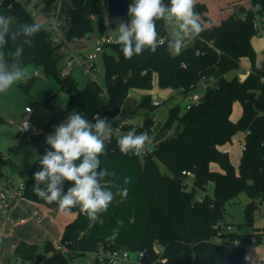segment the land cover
I'll return each instance as SVG.
<instances>
[{"label":"trees","instance_id":"16d2710c","mask_svg":"<svg viewBox=\"0 0 264 264\" xmlns=\"http://www.w3.org/2000/svg\"><path fill=\"white\" fill-rule=\"evenodd\" d=\"M45 1L51 4L55 0ZM70 3L65 40L58 45L51 25L41 23L43 28L34 37L35 47L26 49L24 57L25 67L42 66L48 76L55 78L60 90L68 94V110L81 113L92 123L96 115L107 117L111 124L121 115L131 90L150 91L154 78L160 89H172L185 96L203 78H213L216 83L202 93L200 102L191 109L180 104L171 108L169 121L155 132L153 149L137 158L122 154L117 140L132 129L137 134L153 133L154 113L159 105L154 104L151 95L144 94L133 113L142 114L141 123L126 122L118 130L111 128L106 140L107 155L100 157V167L115 173L105 178V187H127V198L116 197L119 202L114 201L103 214V224L91 229L78 207L65 211L75 214V218L65 226L58 241L60 250L48 242L40 249L37 244L21 241L13 259L17 264H71L77 258L94 254V264H102L101 251L127 250L132 254L145 252L155 264H248L246 249L264 244V228L241 233L219 227L227 226L226 205L240 194L246 193L251 198L245 210L246 225H253L254 213L264 203V64L257 65V52L252 44L258 36L255 21L264 22V0H251L250 8L232 2L234 11L218 24L207 16L206 4L195 1L204 31L194 42L189 41L180 55L169 53L166 41L170 38L162 21L157 22V29L165 43L155 54L145 50L126 59L119 44L106 45L104 49H109L110 54L104 58L105 89L94 79L80 88L70 75L57 69L54 55L64 43L94 33L91 16L125 15L131 0H70ZM0 15L12 16L21 23L35 22L28 3L17 0H0ZM244 58L251 64L246 79L241 81L239 75L228 79L229 73L241 70ZM237 101L242 105V115L234 121L231 117ZM238 133H244V148L237 172L222 147ZM39 159L31 166L22 198L45 206L56 215L61 212L57 204H48L32 190L33 174L41 170ZM5 164L6 159L0 153V165ZM160 165L167 173L161 172ZM125 177L131 178L130 184L124 185ZM73 183L65 181L64 191ZM210 186L212 195L208 193ZM114 229H118L117 238L107 239ZM38 255L42 256L40 261ZM161 259L166 262L161 263Z\"/></svg>","mask_w":264,"mask_h":264},{"label":"clouds","instance_id":"9594fccd","mask_svg":"<svg viewBox=\"0 0 264 264\" xmlns=\"http://www.w3.org/2000/svg\"><path fill=\"white\" fill-rule=\"evenodd\" d=\"M127 15L130 22L120 21L115 30L118 32L115 42L126 59L145 50L155 54L165 43L157 29L159 21L172 30L166 44L173 55H180L186 41L194 42L204 31L200 14L195 11V0H170L169 4L164 0H131ZM42 28L40 23H21L12 16L0 15V93L30 78L24 63L25 51L35 47L34 37ZM93 119L95 123L73 110L46 136L50 148L38 161L41 170L33 174L32 186L36 196L48 204L56 203L61 212L78 207L87 218L89 229L103 224V214L114 201L119 202L116 197L124 199L128 195L127 187L112 185L115 191L105 187V178L115 176L114 172L100 167V157L107 155L106 140L111 124L107 117L96 115ZM24 127L28 125L25 123ZM151 144L146 132L137 134L135 129L117 140L122 154L137 158H142ZM65 181L74 182L66 192ZM123 183L130 184L131 178L125 177ZM117 236L118 229H114L107 239L114 241Z\"/></svg>","mask_w":264,"mask_h":264},{"label":"rangeland","instance_id":"374dc122","mask_svg":"<svg viewBox=\"0 0 264 264\" xmlns=\"http://www.w3.org/2000/svg\"><path fill=\"white\" fill-rule=\"evenodd\" d=\"M195 1L206 4L208 9L207 16L212 20L213 23L218 24L219 22H221V20L227 18L230 15V10H225L223 8L227 6V4H229V2H231L232 0ZM241 1L245 6L251 7V0ZM169 3L170 0L165 1V4ZM70 7V0H55L51 4L47 3L45 0H35L34 2L29 3L31 13H35V15H32V17L36 23L56 25L54 29V35L56 38V43L58 45L65 40L67 31L69 29L70 19L68 13ZM103 21V15H97L94 21L95 31L93 34L71 43H64L55 52L54 56L57 69L59 71L61 70L63 75H70L77 82L80 88L84 87L88 81L93 79L103 89H105L106 87V79L104 77V58L105 54H110V50L105 48L102 52L96 54V58L94 60L88 59L90 53H95L97 47V36H102L103 34L107 33L104 28H100V25ZM115 27H118V24L117 26L115 25ZM115 30L113 31L112 35L114 37H117L118 32H116ZM167 30L168 37L171 38L172 30L168 26ZM188 44L189 41H186L185 47ZM263 56V52L260 51L257 53V61H259L258 64H261V61H264ZM71 57H74L78 60L82 59L83 62L91 61V63H94L95 72L87 71L82 66L70 67L69 65ZM247 63V61H242L241 68L243 65V67L246 69V66H249V64ZM26 69L30 76V78L27 79L26 83H18L10 88L7 92L0 93V131L3 129L10 130L13 134V138L18 136L20 137V135L22 134L19 126L22 125L26 116L25 107L31 106L34 110H36V100L39 102L41 100H44L40 105L44 107L45 113L53 112V110H58L59 108H61L64 113V117H60L58 113L56 114V116L59 119H64V121L65 115L66 117H68V115L72 112L66 108V104L68 102V94L65 91L60 90L59 85L54 77L48 76L42 66H35L34 64H30L26 66ZM36 72L38 73L37 76H35ZM239 73L241 72L238 71L229 73L227 75V78L232 79ZM28 81H31L32 83L28 84ZM53 94L55 95V97H53ZM143 94L151 95L152 100L154 102H157L159 105L154 113L155 127L153 133L150 134L152 144L149 149L151 150L154 147L155 132L157 131V128L167 124V122L169 121L171 108L179 104L182 107H185L188 103L191 102V97H189V99L187 100L184 99V94L180 93L179 91H175L172 89H160L157 83V79L154 78L153 89H151L150 91H140L136 89L131 90L129 98L125 101L124 110L127 112L136 110L138 105L136 101L139 102ZM241 114L242 105L239 101H237L233 105V113L231 118L239 119ZM136 118L137 121L142 120V114H136ZM175 126H177V123H174L172 127L175 128ZM243 136L244 135L242 133L234 135L232 141L222 147L223 150L225 149L224 151H228L230 160L237 172L239 171L240 158L243 149ZM4 144H6V146ZM7 147H10V145L0 134V148ZM214 168L219 169L217 166H214ZM160 170L162 173H167V170L162 165H160ZM189 184L191 185V181L189 182ZM208 193L210 195L213 194L211 186L208 189ZM198 195H200V193ZM250 201L251 198L249 197V195L246 193H242L235 201L230 202L226 205L225 224L227 225V227H230L233 232L250 233L254 228H264V203H260L258 205L254 213L253 225H246L245 210L247 204ZM50 241L52 242V244H55L54 242L56 240L50 239ZM42 247L43 244L40 246V249H42ZM255 251L256 250H253V252ZM249 254L250 253H248V255ZM95 258L96 256L94 254H90L87 257L77 258L76 260L71 262V264H94ZM136 258L137 254L133 253L129 262H123L121 264H136ZM254 259V256L252 258L249 256V260L247 259V261H249L250 264H260ZM143 264L147 263L144 262Z\"/></svg>","mask_w":264,"mask_h":264},{"label":"crops","instance_id":"0c3cea01","mask_svg":"<svg viewBox=\"0 0 264 264\" xmlns=\"http://www.w3.org/2000/svg\"><path fill=\"white\" fill-rule=\"evenodd\" d=\"M235 1L246 8H250L242 4L241 0H232L223 9L227 10L226 7L231 6V3ZM258 37L253 38L252 44L257 53L260 51L264 53V37L261 36L259 37L260 39ZM242 61H247V64H249V66H246V69L242 65L243 69L241 68V73L238 74L240 79L244 81L250 73L251 64L247 58L242 59ZM258 62V66L264 64V61H261V64H258ZM184 99L188 100L189 96L184 95ZM43 101L39 102L36 100V110L31 106L25 107V113H27V108L32 109L29 132H22L20 137L13 138L10 130L3 129L0 131L4 140L10 145L7 148H0V153L6 159V164L0 165V186L16 188L21 184H26L31 166L50 148L46 143V136L51 134L54 128L64 121V119H59L56 116L58 113L60 117H64L61 108L45 113L44 107L40 105ZM136 103L139 104L138 101ZM134 112L135 110L130 112L125 111L123 106L121 115L111 122V128L118 130L126 122L141 123V120L137 121L136 115L133 114ZM66 118L65 115V120ZM232 120L237 121L238 119ZM242 134L244 135V133ZM4 145L6 146V144ZM33 212H38L39 216L32 218L31 214ZM74 218L75 214L60 212L54 215L45 206L25 198H19L8 210L0 213V264H17L15 259H13V254L18 243L21 241L39 246L47 242L52 243L50 239H55L54 243H57L63 234L65 226L73 221ZM253 250L256 251L253 252ZM248 253L250 254L248 255ZM249 256L251 258L254 256V260L260 264H264V244L248 247L246 249V258L248 260Z\"/></svg>","mask_w":264,"mask_h":264},{"label":"built area","instance_id":"2783aa9c","mask_svg":"<svg viewBox=\"0 0 264 264\" xmlns=\"http://www.w3.org/2000/svg\"><path fill=\"white\" fill-rule=\"evenodd\" d=\"M23 4L28 3V10L31 11V9L29 8V3L34 2L35 0H17ZM227 9H229L231 12L234 11V6H229ZM32 15H35V13H32ZM91 18L93 20H95V16H91ZM120 21H124L125 23L130 22V17L125 14V15H119V16H115L113 18H108V17H104V30L107 31V33L103 34L102 36H97V40H96V50L95 53L93 54H89L88 59H92L94 60L96 58V54L99 52H102L104 47L106 45H110V44H114L116 43V38L112 35L113 31L117 28L115 27V25L117 26V24H119ZM255 26L258 29V36H263L264 37V22H262L261 20H256L255 21ZM56 27V25H51V29L54 30ZM163 40L165 41V38H163ZM56 41V38H55ZM70 67H75V66H82L85 70L87 71H93L95 72L94 69V63H91V61H85L83 62V60H78L74 57H71V61H70ZM38 73H35V76H37ZM241 81H243L241 79ZM216 83V81L212 78V79H207V78H203L196 86V89L192 91V93L189 95V97H191V102L188 103L186 105V109L189 110L191 109V107H193L194 105L198 104L201 100V96L202 93L209 87L214 86ZM155 105H158L157 102H154ZM27 112V109H26ZM31 112H27L26 116L24 118V122L23 124L20 126V130L22 132H29L30 131V118H31ZM25 123L28 125L27 128L24 127ZM244 148V146H243ZM186 173V172H184ZM188 175H190V173H186ZM25 188V184H21L20 186L16 187V188H11V187H4V186H0V213L5 212L6 210H8L14 203L15 201H17L19 198H22V193L23 190ZM199 200L202 201V197H199ZM39 216L38 212H33L31 214L32 218H37ZM218 228V227H216ZM222 230H231L230 227H224L221 226L219 227ZM55 248L60 250L61 249V245L59 242L54 244ZM157 250L160 251L161 248L159 246H157ZM137 258H136V264H143L144 262H146L147 264H155L153 261H151L145 252H137ZM131 255L132 253L130 251L127 250H122V251H114V252H100L99 255V261L102 264H121L123 262H128L131 259ZM161 263H165L166 260L165 259H161L160 260ZM22 264V263H19Z\"/></svg>","mask_w":264,"mask_h":264},{"label":"water","instance_id":"95a60500","mask_svg":"<svg viewBox=\"0 0 264 264\" xmlns=\"http://www.w3.org/2000/svg\"><path fill=\"white\" fill-rule=\"evenodd\" d=\"M101 28L102 29L104 28V23H102ZM41 259H42V256L41 255H38V261H40Z\"/></svg>","mask_w":264,"mask_h":264}]
</instances>
